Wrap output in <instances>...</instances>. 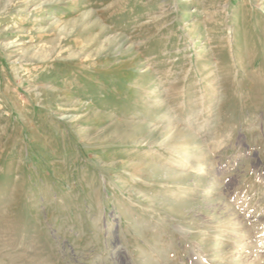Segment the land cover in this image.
Returning <instances> with one entry per match:
<instances>
[{"label":"rangeland","instance_id":"374dc122","mask_svg":"<svg viewBox=\"0 0 264 264\" xmlns=\"http://www.w3.org/2000/svg\"><path fill=\"white\" fill-rule=\"evenodd\" d=\"M262 225L264 0H0V264H264Z\"/></svg>","mask_w":264,"mask_h":264},{"label":"bare ground","instance_id":"6f19581e","mask_svg":"<svg viewBox=\"0 0 264 264\" xmlns=\"http://www.w3.org/2000/svg\"><path fill=\"white\" fill-rule=\"evenodd\" d=\"M212 74H213V69L211 68V69H210V72H209V75H212ZM262 231L264 232V225H262L261 227H259L257 232L260 233V232H262ZM260 242L264 245V238H262V239L260 240Z\"/></svg>","mask_w":264,"mask_h":264}]
</instances>
